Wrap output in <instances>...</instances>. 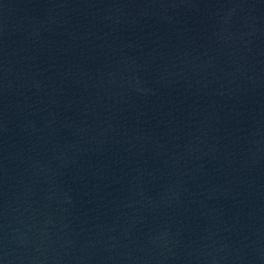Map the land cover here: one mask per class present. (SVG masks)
Masks as SVG:
<instances>
[{
	"label": "water",
	"instance_id": "95a60500",
	"mask_svg": "<svg viewBox=\"0 0 264 264\" xmlns=\"http://www.w3.org/2000/svg\"><path fill=\"white\" fill-rule=\"evenodd\" d=\"M0 264H264V0H0Z\"/></svg>",
	"mask_w": 264,
	"mask_h": 264
}]
</instances>
